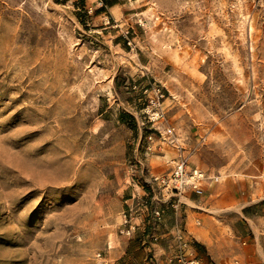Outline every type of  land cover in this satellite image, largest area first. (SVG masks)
<instances>
[{
  "label": "rangeland",
  "instance_id": "obj_1",
  "mask_svg": "<svg viewBox=\"0 0 264 264\" xmlns=\"http://www.w3.org/2000/svg\"><path fill=\"white\" fill-rule=\"evenodd\" d=\"M107 1L0 0V264H162L161 239L177 264L147 181L179 157L264 253V0Z\"/></svg>",
  "mask_w": 264,
  "mask_h": 264
},
{
  "label": "crops",
  "instance_id": "obj_2",
  "mask_svg": "<svg viewBox=\"0 0 264 264\" xmlns=\"http://www.w3.org/2000/svg\"><path fill=\"white\" fill-rule=\"evenodd\" d=\"M211 188L207 191L204 189L201 196L187 190L179 197L177 214H180L185 222L189 240L202 246L206 255L210 256L215 264H230L234 259L237 264H264V253H260L255 245L249 243L243 247L238 246L235 240L233 242L229 232L218 225V215H220L218 211L223 210L221 209L222 205H227L226 202L229 200L218 194V185ZM137 193V196L134 195L126 199V202L128 205H133L134 209L137 208L138 215L134 222L141 225L146 214L138 203L145 193L143 190ZM195 219L202 222L201 225L193 224ZM225 219L227 217L224 216L219 219V222L225 223L227 221ZM164 235L161 234V236ZM234 243L235 245H233ZM152 248L162 264H168L165 258L176 252L174 245L167 239H161L158 243L153 244Z\"/></svg>",
  "mask_w": 264,
  "mask_h": 264
},
{
  "label": "built area",
  "instance_id": "obj_3",
  "mask_svg": "<svg viewBox=\"0 0 264 264\" xmlns=\"http://www.w3.org/2000/svg\"><path fill=\"white\" fill-rule=\"evenodd\" d=\"M159 100V99H158ZM171 130L168 129V133ZM209 177L199 169L189 168L185 157H179L171 173L167 176H152L147 181L152 190V202L156 203L152 211L155 219H160L164 213V207L176 209L178 207V196L185 193L187 190L196 195L203 194L204 182ZM217 180V177L214 178ZM174 200V201H173ZM176 200V201H175ZM145 203H141L145 207ZM133 210L129 209L126 215H123L122 228L120 233L125 236H131L134 233L135 226L131 224ZM175 236L180 243L181 249H190L188 254L180 253L174 259L177 264H199V259L193 255V250L190 246V241L185 238L183 229L176 228Z\"/></svg>",
  "mask_w": 264,
  "mask_h": 264
},
{
  "label": "trees",
  "instance_id": "obj_4",
  "mask_svg": "<svg viewBox=\"0 0 264 264\" xmlns=\"http://www.w3.org/2000/svg\"><path fill=\"white\" fill-rule=\"evenodd\" d=\"M104 6H110L115 3V1H107V0H102ZM196 247H200L198 244H196Z\"/></svg>",
  "mask_w": 264,
  "mask_h": 264
},
{
  "label": "bare ground",
  "instance_id": "obj_5",
  "mask_svg": "<svg viewBox=\"0 0 264 264\" xmlns=\"http://www.w3.org/2000/svg\"><path fill=\"white\" fill-rule=\"evenodd\" d=\"M49 128V127H48ZM55 163V162H54Z\"/></svg>",
  "mask_w": 264,
  "mask_h": 264
}]
</instances>
